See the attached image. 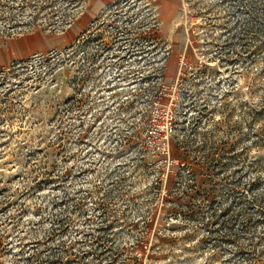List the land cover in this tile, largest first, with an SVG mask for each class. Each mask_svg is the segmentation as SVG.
I'll list each match as a JSON object with an SVG mask.
<instances>
[{
    "label": "rangeland",
    "instance_id": "1",
    "mask_svg": "<svg viewBox=\"0 0 264 264\" xmlns=\"http://www.w3.org/2000/svg\"><path fill=\"white\" fill-rule=\"evenodd\" d=\"M89 2L0 0V264H264L260 0ZM107 8L158 27L91 62L74 40ZM154 101L168 174L142 165Z\"/></svg>",
    "mask_w": 264,
    "mask_h": 264
},
{
    "label": "built area",
    "instance_id": "2",
    "mask_svg": "<svg viewBox=\"0 0 264 264\" xmlns=\"http://www.w3.org/2000/svg\"><path fill=\"white\" fill-rule=\"evenodd\" d=\"M120 0L113 3L111 7H116V4L119 3ZM109 8L105 10H101L93 20L86 26L84 30H82L74 40L75 46L79 45V48L82 49L81 53L84 55V50L87 49V46L92 45V53L87 56L92 62V57L99 59V57L104 54L108 53L106 49H111L109 52L111 53L112 49L114 54L120 52L121 47L127 44L129 38H139L143 39L142 36L146 35V32H154L157 30V22L154 21V18H151V25L150 28H145L143 31L142 28L146 25H142V27H131V29H127V27L122 25H106L105 23L113 16L118 17L119 13L112 12ZM149 10V9H147ZM112 15L109 19L108 17ZM136 18H139V15L134 14ZM110 30L109 41L106 40V36L104 33L106 30ZM78 48V47H77ZM167 53V50L164 51ZM130 56H135L133 54H129ZM166 58H164L165 60ZM163 60V61H164ZM165 62V61H164ZM76 92H80L77 90ZM84 92V91H82ZM126 96V95H125ZM127 100V99H126ZM124 100V101H126ZM121 101V102H124ZM119 100V103H121ZM157 101L152 102V108L150 107L149 111L146 112V123L142 131H140L142 137V145L144 147V159H143V166H154L156 169L161 171V173L168 174L170 168L176 163L170 157L169 153V138L174 133V121L171 115V112L168 108L160 107V105L156 106L158 103ZM107 109V107H106ZM119 110L121 107L119 106ZM142 109L138 113L141 112ZM148 159L150 162L146 163L145 159Z\"/></svg>",
    "mask_w": 264,
    "mask_h": 264
},
{
    "label": "crops",
    "instance_id": "3",
    "mask_svg": "<svg viewBox=\"0 0 264 264\" xmlns=\"http://www.w3.org/2000/svg\"><path fill=\"white\" fill-rule=\"evenodd\" d=\"M112 0H90L88 8L86 10V14L83 15V19L84 22H88L89 19L95 15L102 7H104L107 3H109ZM70 35L73 37V33H70ZM70 35H68L67 39H62L61 44L64 43L66 44V42H69L70 39ZM25 42L23 44V47L21 49H19L18 51H16L17 53H21L23 55H26L27 53H34L35 51H39L41 50L44 45L43 43L38 40H34L32 38H24ZM48 44V42H46V45ZM8 52V57L14 58L15 55H13L10 50L7 51Z\"/></svg>",
    "mask_w": 264,
    "mask_h": 264
},
{
    "label": "trees",
    "instance_id": "4",
    "mask_svg": "<svg viewBox=\"0 0 264 264\" xmlns=\"http://www.w3.org/2000/svg\"><path fill=\"white\" fill-rule=\"evenodd\" d=\"M254 43L255 48L259 49L262 47L264 49V0L255 3L254 11ZM239 235H250L251 230L247 223L240 226L238 230ZM264 234V230L262 232Z\"/></svg>",
    "mask_w": 264,
    "mask_h": 264
}]
</instances>
